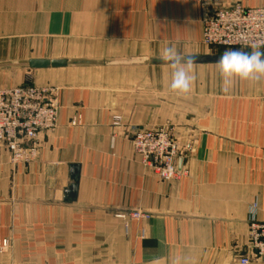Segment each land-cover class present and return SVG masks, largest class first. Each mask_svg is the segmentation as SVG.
<instances>
[{
	"label": "crops",
	"instance_id": "0c3cea01",
	"mask_svg": "<svg viewBox=\"0 0 264 264\" xmlns=\"http://www.w3.org/2000/svg\"><path fill=\"white\" fill-rule=\"evenodd\" d=\"M237 3L264 6L0 0V90L59 95L57 126L37 136L36 160L13 165L0 144V264H264L248 245L250 224L264 223V79L225 90L217 62L195 63L191 92L177 95L159 58L168 46L221 56L229 49L206 46L202 22ZM35 59L92 63L32 69ZM146 128L178 138L179 179L160 180L135 151L133 133ZM74 164L78 196L65 202ZM134 210L149 217L131 219Z\"/></svg>",
	"mask_w": 264,
	"mask_h": 264
},
{
	"label": "built area",
	"instance_id": "2783aa9c",
	"mask_svg": "<svg viewBox=\"0 0 264 264\" xmlns=\"http://www.w3.org/2000/svg\"><path fill=\"white\" fill-rule=\"evenodd\" d=\"M202 23V42L211 49L251 51L252 46L259 45L264 50V6L248 8L237 3L206 16ZM58 111L59 95L55 87L22 85L0 90V144L13 165H27L36 160L37 136L57 126ZM80 121L77 115L71 124L77 126ZM120 123L121 117L115 116L114 125ZM132 138L135 151L160 180H177L186 173L178 164L179 141L170 128L139 129ZM128 215L134 220L149 217L140 210ZM248 245L258 258H264V223L250 224ZM241 263L248 264L249 259L244 258Z\"/></svg>",
	"mask_w": 264,
	"mask_h": 264
},
{
	"label": "clouds",
	"instance_id": "9594fccd",
	"mask_svg": "<svg viewBox=\"0 0 264 264\" xmlns=\"http://www.w3.org/2000/svg\"><path fill=\"white\" fill-rule=\"evenodd\" d=\"M159 58L173 69L170 90L177 95H188L192 90V68L197 58L182 55L175 46L166 47ZM217 66L225 90L236 81H260L264 79V51L259 45L252 46L250 52L225 50L217 60ZM249 210L256 211L255 207Z\"/></svg>",
	"mask_w": 264,
	"mask_h": 264
},
{
	"label": "water",
	"instance_id": "95a60500",
	"mask_svg": "<svg viewBox=\"0 0 264 264\" xmlns=\"http://www.w3.org/2000/svg\"><path fill=\"white\" fill-rule=\"evenodd\" d=\"M219 55H208V56H200L196 57V63H210V62H217L219 59ZM92 62L88 61H76L70 62L68 60H48V59H35L31 60L28 64L29 67L32 69H40V68H49V67H65L70 64L75 65H87L91 64ZM80 172L81 167L79 164H74L71 166L70 178L72 183L70 186L64 191V201L65 202H74L77 200L78 196V189H79V182H80Z\"/></svg>",
	"mask_w": 264,
	"mask_h": 264
},
{
	"label": "rangeland",
	"instance_id": "374dc122",
	"mask_svg": "<svg viewBox=\"0 0 264 264\" xmlns=\"http://www.w3.org/2000/svg\"><path fill=\"white\" fill-rule=\"evenodd\" d=\"M80 66H88V64H87V65L82 64V65H80Z\"/></svg>",
	"mask_w": 264,
	"mask_h": 264
}]
</instances>
